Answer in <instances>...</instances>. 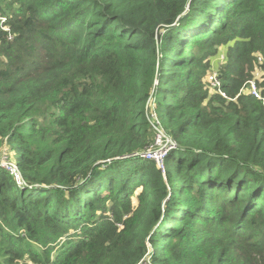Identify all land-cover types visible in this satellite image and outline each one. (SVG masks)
I'll use <instances>...</instances> for the list:
<instances>
[{
	"label": "trees",
	"instance_id": "obj_1",
	"mask_svg": "<svg viewBox=\"0 0 264 264\" xmlns=\"http://www.w3.org/2000/svg\"><path fill=\"white\" fill-rule=\"evenodd\" d=\"M254 78L264 0H0V264H264Z\"/></svg>",
	"mask_w": 264,
	"mask_h": 264
},
{
	"label": "built area",
	"instance_id": "obj_2",
	"mask_svg": "<svg viewBox=\"0 0 264 264\" xmlns=\"http://www.w3.org/2000/svg\"><path fill=\"white\" fill-rule=\"evenodd\" d=\"M220 55H223L224 59V54ZM259 59L261 60V58ZM208 82L212 90H217L222 96L227 97L225 91H223L221 88L222 83L217 71H213L208 75ZM246 85L251 94H253L256 98L261 99L264 102V97L258 87L257 79L254 78L249 80L245 84V86ZM147 111L152 115L156 116V113L153 109ZM154 128L156 130L154 142L148 147H146L143 151H141L140 156L145 159L154 160L157 163L158 168L162 172H165V158L169 150L175 146V141L172 140L171 137L166 134V132L163 130L162 127L158 125V123H154ZM1 165L16 178L19 186L27 185L22 178V174L20 173L18 166L14 162H11L7 156L4 155L2 157Z\"/></svg>",
	"mask_w": 264,
	"mask_h": 264
},
{
	"label": "rangeland",
	"instance_id": "obj_3",
	"mask_svg": "<svg viewBox=\"0 0 264 264\" xmlns=\"http://www.w3.org/2000/svg\"><path fill=\"white\" fill-rule=\"evenodd\" d=\"M223 55H219V57L214 58L215 68H218L219 64L223 61Z\"/></svg>",
	"mask_w": 264,
	"mask_h": 264
}]
</instances>
